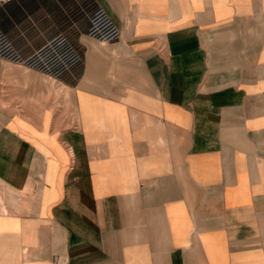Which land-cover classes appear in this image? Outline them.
<instances>
[{
  "label": "crops",
  "instance_id": "0c3cea01",
  "mask_svg": "<svg viewBox=\"0 0 264 264\" xmlns=\"http://www.w3.org/2000/svg\"><path fill=\"white\" fill-rule=\"evenodd\" d=\"M95 1L119 38L56 80L76 111L45 108L56 167L11 124L45 109L0 114V264H264V0Z\"/></svg>",
  "mask_w": 264,
  "mask_h": 264
},
{
  "label": "rangeland",
  "instance_id": "374dc122",
  "mask_svg": "<svg viewBox=\"0 0 264 264\" xmlns=\"http://www.w3.org/2000/svg\"><path fill=\"white\" fill-rule=\"evenodd\" d=\"M117 28L95 0H14L8 4L0 0V114L9 113V109L15 107L20 109L25 104H33L35 111L48 108L55 114L76 113L71 86L78 84L84 66L85 52L89 49L86 36L102 43L114 42L119 38ZM80 39L82 42H79ZM96 50L103 56L102 49ZM25 66L42 72L29 91L23 90V83L18 79L14 84H10L8 79L11 67L24 70ZM57 79L71 85L70 88ZM9 85H16L18 89L10 91ZM77 93L79 113L83 120V113L87 115L89 107L92 108L90 114L95 111L98 117L99 113L110 117L109 110L102 112L98 107L93 109L88 94ZM49 114L46 109L42 112V131L28 127L25 121L17 117L11 124L34 135L32 140L41 144L38 147H44L43 154L48 165L55 168L57 157L62 153L54 139L46 136ZM69 124L63 123V127ZM34 193L40 198V188Z\"/></svg>",
  "mask_w": 264,
  "mask_h": 264
},
{
  "label": "bare ground",
  "instance_id": "6f19581e",
  "mask_svg": "<svg viewBox=\"0 0 264 264\" xmlns=\"http://www.w3.org/2000/svg\"><path fill=\"white\" fill-rule=\"evenodd\" d=\"M52 79H53V78H52ZM84 111H86V110H84ZM83 114H84V115H83V117H84V120H86V121H87V119H88V118H87V116H88V115H86V113H85V112H84ZM7 188H8V187H7ZM13 189H14V188H13ZM15 201H17V200H15ZM16 207H17V206H16Z\"/></svg>",
  "mask_w": 264,
  "mask_h": 264
},
{
  "label": "built area",
  "instance_id": "2783aa9c",
  "mask_svg": "<svg viewBox=\"0 0 264 264\" xmlns=\"http://www.w3.org/2000/svg\"><path fill=\"white\" fill-rule=\"evenodd\" d=\"M3 3H8V2H12L14 0H1Z\"/></svg>",
  "mask_w": 264,
  "mask_h": 264
}]
</instances>
